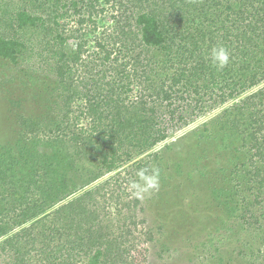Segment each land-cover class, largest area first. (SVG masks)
Returning a JSON list of instances; mask_svg holds the SVG:
<instances>
[{
	"label": "trees",
	"instance_id": "obj_1",
	"mask_svg": "<svg viewBox=\"0 0 264 264\" xmlns=\"http://www.w3.org/2000/svg\"><path fill=\"white\" fill-rule=\"evenodd\" d=\"M219 44L222 70L208 58ZM20 58L53 103L0 142L6 264H126L145 207L120 178L172 164L191 178L213 160L221 212L190 247L201 262L264 264V0H0V59Z\"/></svg>",
	"mask_w": 264,
	"mask_h": 264
},
{
	"label": "rangeland",
	"instance_id": "obj_2",
	"mask_svg": "<svg viewBox=\"0 0 264 264\" xmlns=\"http://www.w3.org/2000/svg\"><path fill=\"white\" fill-rule=\"evenodd\" d=\"M7 3L9 2L3 1V5ZM114 13L117 14V11L114 10ZM8 16L2 17V21L8 20ZM107 16L111 18L113 10L108 11ZM71 25H68V28ZM62 26L63 24H60V30H62ZM103 27L105 26H99L97 34L90 33L86 37L88 43L85 48L93 50L97 47L96 41L102 36ZM23 36L27 35L23 34ZM83 41L85 42V38ZM19 63H23L25 66ZM19 63L0 59V142L13 141L21 131L19 114L24 116L40 115L45 109L44 105L53 103L46 99L50 90L48 86L52 83L47 81L46 84L44 80L38 81L39 79L30 80L31 77L28 80L24 71L27 69V65L21 58ZM29 73L33 74L32 71ZM11 75L12 77L22 76V78L12 80ZM132 79L130 78V80ZM138 87L136 86L135 91L131 92L133 96L140 93H136L139 90ZM202 121V118L196 119L193 127L198 126ZM185 130L187 132V128ZM185 133L180 130L179 135ZM186 145H188L187 142ZM210 149L214 150V147L211 146ZM198 152L194 155V149L188 148L185 159L189 167L192 166L191 162ZM216 164L214 160L207 161L204 171L209 173L204 175L198 172L191 178L185 176V171L182 174L174 172L173 164L170 167H163L162 174H159L157 190H153L141 199L145 210L141 212L138 226L136 229L132 228V235L130 234L126 241L128 246L126 264H206L207 262L212 264L206 259L201 262L194 248L190 246L193 239L200 237L206 228L211 229L215 225L216 215L221 212L216 208L213 201L216 199L213 198V189L211 190L212 186L220 181L217 178L220 179L221 173H217ZM126 166L127 164L121 166L114 173L117 171L125 173ZM169 175L175 177L171 179ZM69 176L71 175L69 174ZM163 177H166L167 181L169 180L168 184L162 180ZM75 179L80 181L78 177ZM130 182H126L124 177L120 178L119 183L122 184L120 191L125 197H134L129 190ZM161 183L166 185L159 188ZM200 185H203L205 191ZM165 189L167 190L165 191ZM111 202L109 204L110 215H114V213L116 214V201L112 200ZM5 206L6 204L3 203L0 196V214L10 212V210L4 209ZM6 262H8L7 257L3 256L0 251V264H6Z\"/></svg>",
	"mask_w": 264,
	"mask_h": 264
},
{
	"label": "clouds",
	"instance_id": "obj_3",
	"mask_svg": "<svg viewBox=\"0 0 264 264\" xmlns=\"http://www.w3.org/2000/svg\"><path fill=\"white\" fill-rule=\"evenodd\" d=\"M208 58L215 68L222 70L230 62V52L224 45L219 44L210 49ZM136 177L137 179L132 180L129 185V190L134 197L142 199L158 188V169L142 168L137 171Z\"/></svg>",
	"mask_w": 264,
	"mask_h": 264
}]
</instances>
